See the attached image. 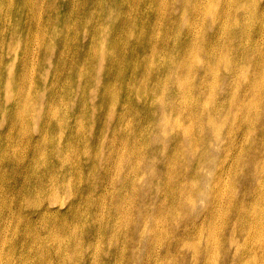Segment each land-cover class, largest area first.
<instances>
[{
	"label": "rangeland",
	"instance_id": "374dc122",
	"mask_svg": "<svg viewBox=\"0 0 264 264\" xmlns=\"http://www.w3.org/2000/svg\"><path fill=\"white\" fill-rule=\"evenodd\" d=\"M0 264H264V0H0Z\"/></svg>",
	"mask_w": 264,
	"mask_h": 264
}]
</instances>
